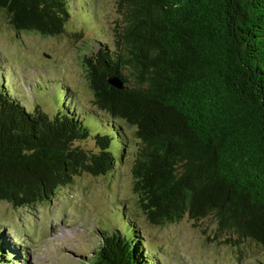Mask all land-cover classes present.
Listing matches in <instances>:
<instances>
[{
    "label": "trees",
    "instance_id": "1",
    "mask_svg": "<svg viewBox=\"0 0 264 264\" xmlns=\"http://www.w3.org/2000/svg\"><path fill=\"white\" fill-rule=\"evenodd\" d=\"M117 6L113 41L94 38L98 47L83 56L94 108L69 104L66 87L51 116L0 83V201H51L76 176L113 172L132 152L137 209L151 224L213 216L217 238L240 254L262 249L255 264H264V0ZM73 8L74 0H0L17 31L44 35L63 32ZM82 108L111 133H93ZM86 139L95 150L78 144ZM122 209L123 228L104 231L82 264H163L137 214ZM16 254L0 231V264H17Z\"/></svg>",
    "mask_w": 264,
    "mask_h": 264
},
{
    "label": "rangeland",
    "instance_id": "2",
    "mask_svg": "<svg viewBox=\"0 0 264 264\" xmlns=\"http://www.w3.org/2000/svg\"><path fill=\"white\" fill-rule=\"evenodd\" d=\"M74 1L65 29L57 35L17 31L0 10V83L5 81L29 110L39 105L52 116L62 108L66 87L69 104L94 108L83 56L98 47L94 38L111 43L123 17L117 0ZM85 111L82 108L80 113L93 133H111L108 125ZM78 144L95 150L92 139ZM134 147L133 141L131 150ZM133 157L132 152L126 153L118 168L108 174L76 176L51 201L34 207L15 208L0 201V231L15 247L17 264H82L104 231L123 228V204L137 214L146 245L163 264H255L258 257L263 258L260 248L240 254L217 238L213 216L151 224L137 209Z\"/></svg>",
    "mask_w": 264,
    "mask_h": 264
},
{
    "label": "water",
    "instance_id": "3",
    "mask_svg": "<svg viewBox=\"0 0 264 264\" xmlns=\"http://www.w3.org/2000/svg\"><path fill=\"white\" fill-rule=\"evenodd\" d=\"M111 82H113L115 85L121 86L120 84H118L119 82L116 79H112Z\"/></svg>",
    "mask_w": 264,
    "mask_h": 264
}]
</instances>
